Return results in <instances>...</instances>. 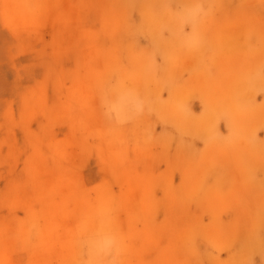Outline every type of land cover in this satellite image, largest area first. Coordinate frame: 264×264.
Masks as SVG:
<instances>
[{
  "label": "rangeland",
  "instance_id": "obj_1",
  "mask_svg": "<svg viewBox=\"0 0 264 264\" xmlns=\"http://www.w3.org/2000/svg\"><path fill=\"white\" fill-rule=\"evenodd\" d=\"M0 264H264V0H0Z\"/></svg>",
  "mask_w": 264,
  "mask_h": 264
}]
</instances>
